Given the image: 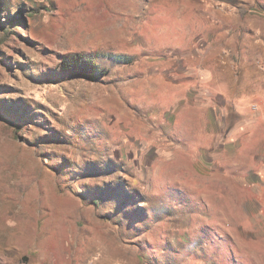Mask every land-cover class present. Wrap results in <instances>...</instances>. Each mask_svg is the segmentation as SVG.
Listing matches in <instances>:
<instances>
[{
    "label": "rangeland",
    "instance_id": "1",
    "mask_svg": "<svg viewBox=\"0 0 264 264\" xmlns=\"http://www.w3.org/2000/svg\"><path fill=\"white\" fill-rule=\"evenodd\" d=\"M263 67L264 0H0V264H264L201 90Z\"/></svg>",
    "mask_w": 264,
    "mask_h": 264
},
{
    "label": "crops",
    "instance_id": "2",
    "mask_svg": "<svg viewBox=\"0 0 264 264\" xmlns=\"http://www.w3.org/2000/svg\"><path fill=\"white\" fill-rule=\"evenodd\" d=\"M245 83L246 93L239 91L242 87L233 91L226 89L221 82L214 86L205 83L201 90L204 87L207 95L202 104L205 107L208 127L211 124L222 126L223 131L220 134L215 133L216 136H221L215 140L216 143L222 146L233 145L237 150L246 152L247 159L250 160L249 171L252 169V174L257 178L256 181L246 184L252 192L250 199L257 206L256 199L264 200V195L256 192L264 190V169L262 172L254 171L257 165L264 166V67L260 71L248 72ZM211 133L212 131L207 130L206 135ZM229 177L238 185L237 181L245 176L232 172Z\"/></svg>",
    "mask_w": 264,
    "mask_h": 264
},
{
    "label": "trees",
    "instance_id": "3",
    "mask_svg": "<svg viewBox=\"0 0 264 264\" xmlns=\"http://www.w3.org/2000/svg\"><path fill=\"white\" fill-rule=\"evenodd\" d=\"M20 14V12L18 13V15ZM14 23H20L21 22V18H13ZM81 57L79 55H75V54H71L69 56L66 57V59L64 60V63L66 65V67L68 69H73V70H78L84 77L88 78V79H96L100 76H103L105 71L104 69L100 68V67H96V66H84L81 62H80ZM118 62L120 63H130V58L128 57H118L116 59ZM96 203V202H94Z\"/></svg>",
    "mask_w": 264,
    "mask_h": 264
}]
</instances>
